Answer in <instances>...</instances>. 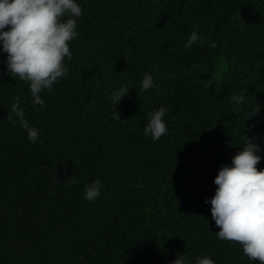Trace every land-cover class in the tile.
I'll use <instances>...</instances> for the list:
<instances>
[{
  "label": "trees",
  "instance_id": "obj_1",
  "mask_svg": "<svg viewBox=\"0 0 264 264\" xmlns=\"http://www.w3.org/2000/svg\"><path fill=\"white\" fill-rule=\"evenodd\" d=\"M77 3L69 73L41 94L45 107L0 63V264H171L177 253L188 264H259L215 237L205 201L244 136L257 138L264 170V0ZM192 32L205 43L185 49ZM146 73L155 87L140 92ZM241 89L247 103L237 106ZM16 96L36 144L6 118ZM162 106L168 135L153 142L143 129ZM97 179L101 195L87 201Z\"/></svg>",
  "mask_w": 264,
  "mask_h": 264
},
{
  "label": "clouds",
  "instance_id": "obj_2",
  "mask_svg": "<svg viewBox=\"0 0 264 264\" xmlns=\"http://www.w3.org/2000/svg\"><path fill=\"white\" fill-rule=\"evenodd\" d=\"M83 15L77 0H0V53L6 54V60L0 61L6 66V74L29 86L32 105L45 107L41 94L53 91L58 81L68 76L66 61H71L73 53L71 44L77 38V21ZM240 25H245L239 16ZM204 39L192 32L184 44L188 49ZM210 48H216L212 41ZM155 87L151 74H145L139 91L146 92ZM129 93V88L120 87L110 94L112 104L117 106ZM245 90L230 97L237 106L247 103ZM20 96L15 97L7 113V120L13 122L15 117L30 143L36 144L39 129L31 126L25 117V110L20 105ZM255 101L254 115L260 110ZM112 109V118L121 121L120 113ZM239 110V107H238ZM166 107H159L147 115L143 134L153 142L168 135L164 119ZM126 121V120H124ZM240 151L231 159V166L222 165L213 181L215 194L210 201L211 219L219 231L218 240L238 243L243 255L249 261L264 264V170H258L261 151L254 141L256 137L244 136ZM74 185L77 180L72 176L66 181ZM102 181L97 179L84 188V199L95 201L102 191ZM49 191V195H54ZM171 264H188L187 256L176 254ZM195 264H215L210 256L197 257Z\"/></svg>",
  "mask_w": 264,
  "mask_h": 264
}]
</instances>
